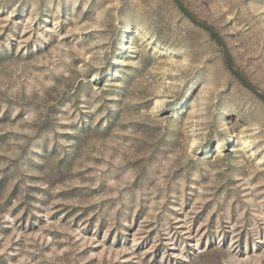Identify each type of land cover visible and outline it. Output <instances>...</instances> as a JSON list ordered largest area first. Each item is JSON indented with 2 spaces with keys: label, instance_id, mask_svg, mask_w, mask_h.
<instances>
[{
  "label": "rangeland",
  "instance_id": "374dc122",
  "mask_svg": "<svg viewBox=\"0 0 264 264\" xmlns=\"http://www.w3.org/2000/svg\"><path fill=\"white\" fill-rule=\"evenodd\" d=\"M178 1L264 93V0ZM0 264H264V102L176 0H0Z\"/></svg>",
  "mask_w": 264,
  "mask_h": 264
},
{
  "label": "water",
  "instance_id": "95a60500",
  "mask_svg": "<svg viewBox=\"0 0 264 264\" xmlns=\"http://www.w3.org/2000/svg\"><path fill=\"white\" fill-rule=\"evenodd\" d=\"M179 7L182 9V11L188 16V18L197 26L203 28L204 30H206L207 32H209L220 44V46L222 47L225 55H226V59H227V63H228V67L229 69L238 77V79L256 96L258 97L260 100H262L264 102V93L261 92L260 90H258L257 88H255L245 77L242 76V74L238 71V69L235 67V64L233 62V59L228 51V49L226 48L225 44L223 43V41L221 40L219 34L209 25L199 21L196 17H194L191 13H189V11L184 7V5H182L178 0H176Z\"/></svg>",
  "mask_w": 264,
  "mask_h": 264
},
{
  "label": "bare ground",
  "instance_id": "6f19581e",
  "mask_svg": "<svg viewBox=\"0 0 264 264\" xmlns=\"http://www.w3.org/2000/svg\"><path fill=\"white\" fill-rule=\"evenodd\" d=\"M188 75H190V74H186V76H188ZM186 83H187V82H186ZM178 92H179V91H176V92H175V96L178 95ZM214 106L217 107V106H218V103H217V104L214 103V104H212V105H208V106H206V109H207L208 111H210V110H212V108H213ZM208 111H207V112H208Z\"/></svg>",
  "mask_w": 264,
  "mask_h": 264
}]
</instances>
